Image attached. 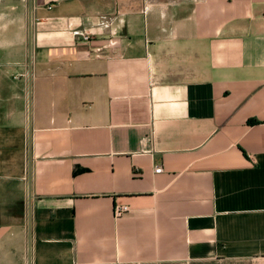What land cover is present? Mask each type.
Returning <instances> with one entry per match:
<instances>
[{
  "label": "crops",
  "instance_id": "1",
  "mask_svg": "<svg viewBox=\"0 0 264 264\" xmlns=\"http://www.w3.org/2000/svg\"><path fill=\"white\" fill-rule=\"evenodd\" d=\"M0 264H264V0H0Z\"/></svg>",
  "mask_w": 264,
  "mask_h": 264
},
{
  "label": "built area",
  "instance_id": "2",
  "mask_svg": "<svg viewBox=\"0 0 264 264\" xmlns=\"http://www.w3.org/2000/svg\"><path fill=\"white\" fill-rule=\"evenodd\" d=\"M89 37H86V39H88ZM157 172H161L162 168L158 167L156 168ZM130 210L129 206L126 205H117L115 208V216L116 218H120L122 217L124 214H126L128 211Z\"/></svg>",
  "mask_w": 264,
  "mask_h": 264
}]
</instances>
